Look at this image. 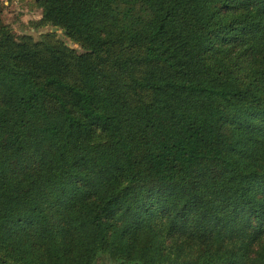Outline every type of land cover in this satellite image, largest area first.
Wrapping results in <instances>:
<instances>
[{
  "label": "trees",
  "instance_id": "trees-1",
  "mask_svg": "<svg viewBox=\"0 0 264 264\" xmlns=\"http://www.w3.org/2000/svg\"><path fill=\"white\" fill-rule=\"evenodd\" d=\"M29 4L37 37L0 12V264H264V0Z\"/></svg>",
  "mask_w": 264,
  "mask_h": 264
},
{
  "label": "rangeland",
  "instance_id": "rangeland-1",
  "mask_svg": "<svg viewBox=\"0 0 264 264\" xmlns=\"http://www.w3.org/2000/svg\"><path fill=\"white\" fill-rule=\"evenodd\" d=\"M29 1L30 0H0V6L3 7L0 12L4 19L12 25L18 34L30 32L37 37L41 32L34 30L29 26L28 22L31 19L39 18L40 10L38 8H31ZM47 29H53L60 37L65 39L68 44L73 45L72 41L64 35L60 28L48 26Z\"/></svg>",
  "mask_w": 264,
  "mask_h": 264
}]
</instances>
